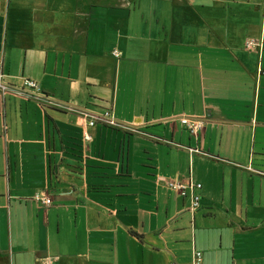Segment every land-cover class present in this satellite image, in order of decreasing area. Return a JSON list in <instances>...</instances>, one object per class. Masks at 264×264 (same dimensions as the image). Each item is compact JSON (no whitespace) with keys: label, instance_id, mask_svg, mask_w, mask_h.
<instances>
[{"label":"crops","instance_id":"1","mask_svg":"<svg viewBox=\"0 0 264 264\" xmlns=\"http://www.w3.org/2000/svg\"><path fill=\"white\" fill-rule=\"evenodd\" d=\"M0 61V264H264V0H0Z\"/></svg>","mask_w":264,"mask_h":264},{"label":"built area","instance_id":"2","mask_svg":"<svg viewBox=\"0 0 264 264\" xmlns=\"http://www.w3.org/2000/svg\"><path fill=\"white\" fill-rule=\"evenodd\" d=\"M258 43L255 39H248L246 41V48L253 49L258 46ZM116 57H119L121 53L119 51H114L113 53ZM2 65V61H0V67ZM0 89L2 91H6L9 89V84L5 81V76L2 71H0ZM23 90L32 92H39L40 89L35 80L30 78H23V85L20 89H14V91L18 94H21ZM83 116L86 118L85 127L95 126L96 124H103L106 126L124 128L126 130L135 131V128H132L123 122L119 121L110 110H105L101 112H92L89 110H83ZM181 123L190 131L195 138L200 141V134L203 129V121L199 119H193L190 117H182ZM83 139L86 142H89L92 139V135L88 130L83 131ZM192 153H201V149L199 147L190 148ZM167 187L170 189L181 193L183 195H189L191 198L190 211L192 214L200 207L201 204V194L200 190L202 189L201 183H196L193 180H189L187 182L180 181L179 179H165L159 178ZM33 199L43 205L49 206L53 203V199L51 196L47 195L45 192L38 191L33 195ZM203 263V252L199 249H194L193 251V264H202ZM176 264V263H171Z\"/></svg>","mask_w":264,"mask_h":264}]
</instances>
